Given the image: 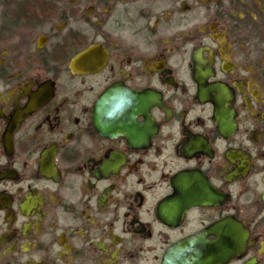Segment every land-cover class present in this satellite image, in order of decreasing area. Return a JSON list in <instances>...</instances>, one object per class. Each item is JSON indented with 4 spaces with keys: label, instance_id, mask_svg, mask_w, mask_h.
<instances>
[{
    "label": "flooded vegetation",
    "instance_id": "flooded-vegetation-1",
    "mask_svg": "<svg viewBox=\"0 0 264 264\" xmlns=\"http://www.w3.org/2000/svg\"><path fill=\"white\" fill-rule=\"evenodd\" d=\"M0 264H264V0H0Z\"/></svg>",
    "mask_w": 264,
    "mask_h": 264
}]
</instances>
